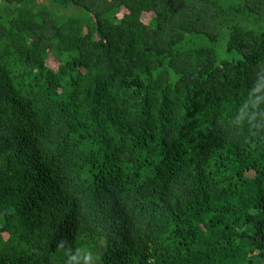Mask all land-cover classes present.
<instances>
[{"label": "trees", "instance_id": "trees-1", "mask_svg": "<svg viewBox=\"0 0 264 264\" xmlns=\"http://www.w3.org/2000/svg\"><path fill=\"white\" fill-rule=\"evenodd\" d=\"M0 264H264V0H0Z\"/></svg>", "mask_w": 264, "mask_h": 264}, {"label": "rangeland", "instance_id": "rangeland-1", "mask_svg": "<svg viewBox=\"0 0 264 264\" xmlns=\"http://www.w3.org/2000/svg\"><path fill=\"white\" fill-rule=\"evenodd\" d=\"M40 1L45 2V0H40ZM146 20H147V19H146ZM48 65L51 66L52 68H55L56 62H54L52 59H50V60L48 61Z\"/></svg>", "mask_w": 264, "mask_h": 264}]
</instances>
